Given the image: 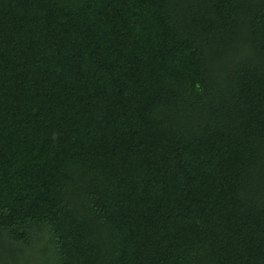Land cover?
<instances>
[{
    "label": "trees",
    "instance_id": "1",
    "mask_svg": "<svg viewBox=\"0 0 264 264\" xmlns=\"http://www.w3.org/2000/svg\"><path fill=\"white\" fill-rule=\"evenodd\" d=\"M0 264H264V0H0Z\"/></svg>",
    "mask_w": 264,
    "mask_h": 264
}]
</instances>
